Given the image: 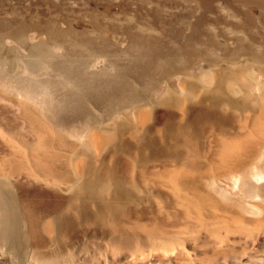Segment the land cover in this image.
<instances>
[{
    "label": "rangeland",
    "instance_id": "obj_1",
    "mask_svg": "<svg viewBox=\"0 0 264 264\" xmlns=\"http://www.w3.org/2000/svg\"><path fill=\"white\" fill-rule=\"evenodd\" d=\"M1 201L0 264H264V0H0Z\"/></svg>",
    "mask_w": 264,
    "mask_h": 264
},
{
    "label": "bare ground",
    "instance_id": "obj_2",
    "mask_svg": "<svg viewBox=\"0 0 264 264\" xmlns=\"http://www.w3.org/2000/svg\"><path fill=\"white\" fill-rule=\"evenodd\" d=\"M44 49V46L42 45V46H40L39 47V50H43ZM218 92V91H217ZM169 98V97H168ZM167 99V98H166ZM229 104V103H228ZM129 105H132V103H128V106ZM133 115H134V119L136 120V125L137 126H139V127H143V123H144V118H143V112H142V110H140V109H135L134 110V112H133ZM140 130V129H139ZM180 131H176L175 132V134H176V136L177 137H180V136H183V132L185 131V129L184 128H181V129H179ZM181 130H182V132H181ZM171 132V131H170ZM170 135V134H169ZM100 141V137L99 136H97V133L95 132V131H92L91 133H90V144H92V146L96 149L97 148V146H98V142ZM103 142V141H102ZM151 142H153L152 141V139H150V140H147V143H151ZM85 162V161H84ZM73 163H74V167H75V170L77 171V173H78V175H80L81 176V173H82V169H83V166H84V164H83V159H82V155L81 154H77L76 155V157L73 159ZM82 177V176H81ZM260 177H262V176H260ZM87 183V180L86 179H84L83 181H82V183H81V187H83L82 185L83 184H86ZM10 213H9V211H8V208H7V204H6V202H3L2 203V201L0 202V247L2 248V249H4L5 248V246H6V248H8V249H11V242H10V240H11V238H13L12 237V232H11V229H10ZM48 221V220H47ZM71 221L70 220H68V219H64V220H62V223H61V225H60V231H63V229L67 226V225H69V224H71L70 223ZM54 229V228H53ZM58 230V231H59ZM14 236H15V234H14ZM33 236L34 235H32V237H30L31 239L33 238ZM16 238V237H15ZM15 238H14V240H15ZM16 241V240H15ZM33 242H34V240H33ZM14 245H15V242H14ZM7 249V250H8ZM7 250H4V251H7ZM32 250H34L33 249V246H32ZM38 252V251H37ZM35 253V255H36V258L37 259H41L42 257H44L45 255H42L41 253ZM5 257V256H4Z\"/></svg>",
    "mask_w": 264,
    "mask_h": 264
}]
</instances>
